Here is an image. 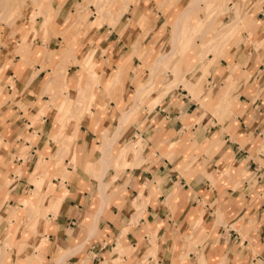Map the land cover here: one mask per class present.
I'll return each mask as SVG.
<instances>
[{
	"label": "crops",
	"instance_id": "0c3cea01",
	"mask_svg": "<svg viewBox=\"0 0 264 264\" xmlns=\"http://www.w3.org/2000/svg\"><path fill=\"white\" fill-rule=\"evenodd\" d=\"M169 2L60 35L75 2L51 0L48 42L31 13L0 29V264H264V0H230L242 21L218 55H183L184 82L177 60L150 72L189 0ZM90 52L95 104L63 129L57 105L89 83L73 60Z\"/></svg>",
	"mask_w": 264,
	"mask_h": 264
},
{
	"label": "rangeland",
	"instance_id": "374dc122",
	"mask_svg": "<svg viewBox=\"0 0 264 264\" xmlns=\"http://www.w3.org/2000/svg\"><path fill=\"white\" fill-rule=\"evenodd\" d=\"M12 1H16L17 4L18 3H22L23 0H12ZM49 1V3H48ZM171 2L170 3V6L173 5V2L177 1V0H170ZM191 0H189L190 2ZM75 2V5L73 7V11L69 14L70 16V19L67 21V17L65 19V31L64 32H61L60 35H63L66 33H74V34H81L83 32V30L85 29H89V28H92V27H97V28H101L103 26H107V27H110V28H114L117 23L115 24V22L113 23V21H111L110 18H105L103 17L99 12H96V10L98 11V9L95 10L96 6H98V1L96 0H74ZM95 2L96 6L95 5ZM125 2V0H124ZM123 0H117L116 3H115V6H114V9H113V12L111 13L110 11L108 13L109 14V17L111 16H115V15H118L119 14V11H120V7H122L123 5ZM189 2L186 4L185 6V10H187L188 8H191V7H195V5L198 4V0H192L191 3L189 4ZM135 3L134 0H129L128 2V6L131 5V4ZM229 3H230V0H203L202 1V6L200 4L199 8L197 9V12H194L192 13V15H194V18H192L189 22H190V25L188 26L189 29L191 30V34L190 35H187V36H182V37H186L185 40L181 43L182 45L180 46L178 52H177V55L175 56V58L173 59L174 60H177V62L180 63V59L183 57V55L192 47H194L195 45H198L202 42H205L204 44H206L207 46L209 45H212L214 43H216V49L212 52H209L207 53L204 57L203 55L201 56V58L199 59V62L201 63L209 54H212L213 56H216L218 55L220 52H221V48H223L224 45H226L227 43V39L229 38V34L231 32V30L233 28H235V26H237L238 24H240V22L242 20H239L238 19V7L237 6H229ZM48 5V6H47ZM27 7L24 9L23 12H21L22 8L18 9L17 11L14 10V11H11L13 9L8 8V11L4 10V9H1L0 10V18H4V20L2 19V24H0V29H3V28H11V29H17L19 28L21 22L24 20L23 17H26L28 13H31V15L33 14L34 12V7L32 8V5H26ZM135 5H132V6H129L127 7V10L132 7H134ZM169 6V7H170ZM49 7V8H48ZM234 7V8H233ZM237 7V8H236ZM40 8H42V10H45V8H47V12L45 13V15H39L38 17L41 18L40 21L42 20H47L48 21V14L49 12L51 11V13L55 11V9L51 6V1L50 0H42L41 3H40ZM98 8V7H97ZM184 9L180 12H175V13H172V17H170V20H168L166 23H164V26L166 27V25H168L170 27V35L173 36L172 34H174V28H173V22L175 21L176 18L179 17V15L184 11ZM128 10V12H129ZM237 10V12H236ZM101 11V10H99ZM232 12H234V16H235V21L230 23L229 22V17L231 16ZM97 13V16L96 14ZM83 17L85 25L83 24L82 25V22H79L80 21V17ZM126 16V13L125 15L120 19V21ZM46 17V18H45ZM31 18V16H30ZM45 18V19H43ZM202 19L201 22L199 23L198 27L197 28H192V26L194 25V23L198 20V19ZM214 18V24L211 25L212 27H209L208 26V22L210 20H213ZM36 19V18H35ZM35 19H32L35 20ZM28 20L31 22V20L28 18ZM49 22V21H48ZM78 22V23H77ZM165 22V20H164ZM41 22H39L37 24L40 25ZM77 23V24H76ZM74 24H76L74 26ZM7 26V27H6ZM74 26V27H73ZM208 26V29H206ZM40 27V26H39ZM139 27L141 28V30L145 33V21L143 22H140L139 24ZM144 27V28H143ZM33 33L36 32L35 29H33L32 31ZM48 34L46 35V37L44 36L43 34V39L45 41L48 42V37L50 36H53V33H54V29L52 28V26L50 25L49 26V29L48 31ZM203 32H205L206 34L203 36ZM45 33V32H44ZM146 34V33H145ZM77 36V35H76ZM202 36V37H201ZM171 39V47H172V37H170ZM220 41V42H219ZM205 45V46H206ZM206 46V47H207ZM22 47V48H21ZM26 48H28V46H26V43L23 42L21 45H20V53H23L25 54L27 51L24 50ZM205 49V48H204ZM23 50L25 52H23ZM69 50V49H68ZM66 51L65 54H64V58H62V60L55 66V68L53 69V72H52V75L54 76L56 71H59V70H62L65 68V73H66V65L69 63L70 61V57H73L74 56L70 53V51ZM220 50V51H219ZM68 52V53H67ZM163 53H158L154 58H153V63L156 62L154 60H157L156 58H158V56H161V55H167L169 52H170V49L169 51L165 54L164 51H162ZM91 53V52H90ZM89 53V54H90ZM87 57L88 56H85L81 61H77L76 59L73 60V63L75 64H78L79 63V66L81 68H83L84 71H87L86 70V67H87ZM47 59H49L51 61V63L54 62L55 59H58L56 58L55 56H52L47 54ZM201 60V61H200ZM85 62V63H84ZM54 64V63H53ZM156 65V63L152 64V67L150 68V72L151 73H155L159 68H162L163 70H168L169 68V65L168 66H164V65H158V66H154ZM180 66V65H179ZM61 68V69H60ZM176 70L175 67L173 66L172 69H171V74L173 72L172 75L176 78H178L179 80L182 79V81L184 82L185 79H184V76H185V72H181V73H178L176 71H172V70ZM119 71V70H117ZM121 71V70H120ZM177 74H180L179 77ZM154 75V74H153ZM65 74L63 72V78H64ZM91 77V76H90ZM151 82V81H150ZM150 82L148 84H150ZM147 84V85H148ZM147 85H143V84H138L137 86V90H139L137 92V95L139 93V95L141 96L142 93H144V91H140L142 90L141 86L142 87H145ZM64 89L66 90V87H64ZM108 89V88H107ZM95 95V94H94ZM95 100V99H94ZM67 103V104H66ZM72 102L69 98H67L65 96V98L63 99V101L57 105V110L58 112H60L62 114L61 118L58 120L56 118V120L60 123V124H66L68 123L69 121H76V123L79 121L78 120V117L80 115V109L77 108V105L76 103H74V105H72ZM76 105V106H75ZM73 107V108H72ZM66 110V111H65ZM72 110V112H71ZM74 110V111H73ZM65 111V112H64ZM74 112V113H73ZM64 113V114H63ZM70 116V117H69ZM73 116V118H72ZM64 117V118H63ZM68 117V118H67ZM66 118V119H65ZM65 119V121H64ZM67 119H69V121L67 122ZM64 123H63V122ZM65 127V125H64ZM63 127V128H64ZM65 129V128H64ZM64 132V131H63ZM64 134V138H63V141L60 139L61 143L63 145H66L67 143H69L70 140H67L69 138H66V137H70V135H67L64 133H62V136ZM72 137V135H71ZM70 137V138H71ZM66 140V141H65ZM65 144H64V143Z\"/></svg>",
	"mask_w": 264,
	"mask_h": 264
},
{
	"label": "bare ground",
	"instance_id": "6f19581e",
	"mask_svg": "<svg viewBox=\"0 0 264 264\" xmlns=\"http://www.w3.org/2000/svg\"><path fill=\"white\" fill-rule=\"evenodd\" d=\"M41 1L42 0H23L22 1V3H18L17 4V2L16 1H12V0H0V10L1 9H4L5 11L7 10L8 11V8H10L11 7V9H13V10H11V11H14V10H18V9H20V8H22V10H21V12H23L24 11V9L27 7L26 5L28 4V5H32V8L34 7V12H33V14L31 15V18H30V20H31V22H33L32 21V19H35V18H37L39 15H45V13L48 11L47 10V8H45V10H42V8H40V3H41ZM51 1V0H50ZM96 1H98V4H96V2H95V5L94 6H96V5H98V6H96V8H95V10L96 9H98V11L96 10V12H99L103 17H105V18H110L111 19V21H113V23L115 22V24L117 23V22H119L120 21V19L125 15V13H126V11H127V7H129V6H131V5H129L128 6V2H129V0H125V2H124V0H123V6L122 7H120V11H119V14L118 15H115V16H111V17H109V14L110 13H108L109 11L112 13L113 12V9H114V6H115V3H116V1L117 0H96ZM135 1V0H134ZM192 1V0H191ZM202 1L203 0H198V4L197 5H195V7H191V8H188L187 10H184L180 15H179V17L178 18H176L175 19V21L173 22V28H174V34H172L173 36H171L172 37V47L170 48V52L167 54V55H161V56H158V58H156L157 60H154V61H156V62H154V63H156V65H154V66H158V65H166V66H168V65H170V63L173 61V59L175 58V56L177 55V52H178V50H179V48H180V46L182 45L181 43L185 40V38L186 37H182L183 35L184 36H187V35H190L191 34V28L189 29V25H190V20L192 19V18H194V15H192V13H194V12H197V9L199 8V6H200V4L202 3ZM220 1V0H219ZM48 3H49V1H48ZM48 6V5H47ZM201 6H202V4H201ZM204 6V5H203ZM202 6V7H203ZM98 7V8H97ZM49 8V7H48ZM237 8V7H236ZM99 10H101V11H99ZM236 12H237V10H236ZM238 13V12H237ZM96 14V16H97V13H95ZM24 18V17H23ZM46 18V17H45ZM45 18H43V19H45ZM81 19H80V21L79 22H82V25L84 24L85 25V21H84V19H83V17L81 16L80 17ZM2 19L4 20V18H0V24H2L3 22H2ZM201 18L200 19H198L195 23H194V25L192 26V28H197L198 27V25H199V23L201 22ZM124 21V20H123ZM85 22V23H84ZM78 23V22H77ZM76 23V24H77ZM76 24H74V26L76 25ZM214 24V18H213V20H210L209 22H208V26L209 27H212L211 25H213ZM49 26H50V24H49V22L45 19V20H43L42 22H41V24H40V32L39 33H41V36L44 34V36L46 37V35L48 34V32H46V31H48V29H49ZM73 26V27H74ZM208 26H207V28L206 29H208ZM7 27V26H6ZM144 28V27H143ZM45 32V33H44ZM38 33V34H39ZM65 34H67L66 32H65ZM65 34H63V35H65ZM206 33L205 32H203V36L205 35ZM38 36V35H37ZM39 36H40V34H39ZM43 37V36H42ZM202 37V36H201ZM38 38V37H37ZM40 39V38H39ZM41 40H42V38H41ZM229 40V39H228ZM220 42V41H219ZM27 46V45H26ZM22 48V47H21ZM31 48V47H30ZM181 49V48H180ZM216 49V43H214V44H212V45H209V46H207L205 49H204V53H203V57L207 54V53H209V52H213L214 50ZM222 49V48H221ZM24 50H26V48L24 49ZM23 50V52H25ZM27 51V50H26ZM68 51H70V53H71V50L69 49ZM220 51V50H219ZM47 52V51H46ZM68 53V52H67ZM23 54V53H22ZM75 54V53H74ZM23 56H24V54H23ZM88 57H87V65L89 64L90 66H87L86 67V70L89 72V83L86 85V87H79L78 88V94H77V97L75 98V99H70L72 102H74V103H76V105H77V108H79L80 109V115H79V117H78V120H80L82 117H83V115H84V113L85 112H89L90 111V107L92 106V104H95V95H94V93H92V91H91V87H92V84H95V85H98L97 84V82H98V79H99V76H97L96 74H95V72L93 71L94 70V66H93V61H94V59H93V52H91L90 54H88L87 55ZM64 58V57H63ZM201 61V60H200ZM85 63V62H84ZM153 63V64H154ZM78 65H79V63H78ZM180 63L179 62H177L175 65H174V67H175V69L176 70H172V71H176V72H178V73H181V70H180ZM61 69V68H60ZM85 70V69H84ZM86 71V72H87ZM63 72H64V74H65V68L64 69H62V70H59V71H56V73H55V75L53 76L52 75V77L53 78H63L62 76H63ZM173 73H175V72H173ZM172 73V74H173ZM152 74H154V73H152ZM176 74V73H175ZM120 75H121V72L120 71H116L115 73H114V75H113V79H112V82L109 84V85H107L108 87V90L111 88V86L113 85V83H119V80H120ZM178 75V77H179V75L180 74H177ZM91 76V77H90ZM88 79V78H87ZM51 80H52V78H51ZM111 81V80H110ZM54 82V81H53ZM61 82V81H60ZM49 83V82H48ZM152 84V83H151ZM150 84V85H151ZM54 85H55V82H54ZM120 85V84H119ZM149 85V86H150ZM118 86V85H117ZM152 86V85H151ZM119 87V86H118ZM191 87V89L193 90L194 89V86L193 85H191L190 86ZM51 89V88H50ZM60 89V88H59ZM139 90H137V92H138ZM140 91H142V90H140ZM140 93V92H139ZM138 93V94H139ZM117 96V95H116ZM74 103H72V105H74ZM67 104V103H66ZM75 105V106H76ZM73 108V107H72ZM66 111V110H65ZM64 111V112H65ZM74 111V110H73ZM71 112H72V110H71ZM74 113V112H73ZM64 114V113H63ZM70 117V116H69ZM64 118V117H63ZM68 118V117H67ZM72 118H73V116H72ZM123 118H125V117H123ZM66 119V118H65ZM65 119H64V121H65ZM69 121V119H67V122ZM63 122V121H62ZM70 122V121H69ZM81 122V121H80ZM64 123V122H63ZM67 124V123H66ZM64 125L65 124H63V125H61L62 126V128L64 127ZM65 128V127H64ZM63 128V129H64ZM64 133V132H63ZM66 134V133H65ZM61 137H62V139H61ZM61 137H60V139L63 141V138H64V134H63V136L61 135ZM70 137H71V135H70ZM69 136L68 137H66V138H69V139H67V140H70V143H69V145H71V144H74L73 142H74V140H75V135H72V137L70 138ZM59 139V140H60ZM66 141V140H65ZM108 142H110V140L108 139V137L106 136V135H104V144H106V143H108ZM64 143V142H63ZM65 144V143H64ZM64 146V145H63ZM65 147V146H64ZM72 147V146H71ZM66 149V148H65ZM73 149V148H72ZM71 149V150H72ZM69 150H70V148H69ZM110 150V149H109ZM71 154V153H70ZM25 192V191H24Z\"/></svg>",
	"mask_w": 264,
	"mask_h": 264
}]
</instances>
